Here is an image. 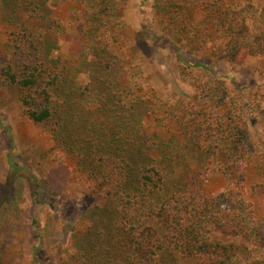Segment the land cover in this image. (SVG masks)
Here are the masks:
<instances>
[{
	"label": "trees",
	"instance_id": "trees-1",
	"mask_svg": "<svg viewBox=\"0 0 264 264\" xmlns=\"http://www.w3.org/2000/svg\"><path fill=\"white\" fill-rule=\"evenodd\" d=\"M0 3L15 26L5 42L10 59L0 68L3 83L18 91L28 121L50 128L55 144L77 158L102 193L91 223L76 237L74 257L86 264H264L261 254L250 259L256 247L264 251V215H256L241 189L255 142L243 107L227 100L222 78L198 85L211 101L199 118H169L149 134L143 122L146 98L137 81L122 83L127 71L111 54L113 43L98 49L92 41V57L76 65L50 59L55 44L46 36L60 26L45 14L44 0ZM87 3L91 32L107 30L110 0ZM214 15L212 30L226 39L224 58L233 60L244 49L264 52V27L254 33L247 24L248 18L264 21L263 10L256 14L248 3ZM258 144L264 152V139ZM214 172L231 186L209 194L202 181ZM195 177L201 179L196 185ZM214 231L235 239H214ZM0 264H5L1 252Z\"/></svg>",
	"mask_w": 264,
	"mask_h": 264
},
{
	"label": "rangeland",
	"instance_id": "rangeland-1",
	"mask_svg": "<svg viewBox=\"0 0 264 264\" xmlns=\"http://www.w3.org/2000/svg\"><path fill=\"white\" fill-rule=\"evenodd\" d=\"M87 2L44 0L45 14L60 26L46 36L49 44L57 46L49 49V58L59 56L62 63L76 65L92 57V41L98 49L105 41L113 43L111 54L121 59L120 66L127 71L122 83L137 81L139 89H135L146 98L143 122L149 134L169 118H199L211 101L201 96L198 85L211 83L215 76L222 78L227 100L243 107L255 142L241 189L256 215L263 216L264 152H259L258 143L264 139V52L250 54L244 49L227 60L221 53L226 39L212 30L211 18L219 8L238 9L248 3L258 14L264 11V0H110L107 30L103 26L96 32H91L93 26L87 20ZM100 3L104 4L100 1V7ZM164 6L169 7L167 14H163ZM4 12L0 3V68L10 59L5 42L15 27ZM247 24L254 33L264 27V21L254 18H248ZM17 95V90L3 83L0 73V252L4 263L86 264L74 257V244L91 223L93 207L102 204V193L97 182L79 169L77 158L55 144L50 128L28 121ZM195 179V185L201 181ZM202 184L209 194L231 186L216 172ZM212 237L235 239L221 231H214ZM256 248L251 261L264 256L262 247Z\"/></svg>",
	"mask_w": 264,
	"mask_h": 264
}]
</instances>
